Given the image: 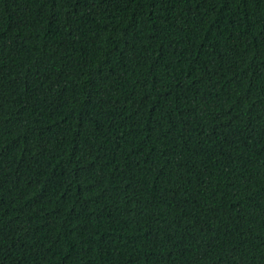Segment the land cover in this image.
I'll return each mask as SVG.
<instances>
[{"label": "trees", "instance_id": "trees-1", "mask_svg": "<svg viewBox=\"0 0 264 264\" xmlns=\"http://www.w3.org/2000/svg\"><path fill=\"white\" fill-rule=\"evenodd\" d=\"M0 264H264V0H0Z\"/></svg>", "mask_w": 264, "mask_h": 264}]
</instances>
